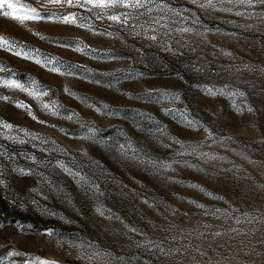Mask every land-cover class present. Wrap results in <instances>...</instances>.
<instances>
[{"label": "rangeland", "instance_id": "obj_1", "mask_svg": "<svg viewBox=\"0 0 264 264\" xmlns=\"http://www.w3.org/2000/svg\"><path fill=\"white\" fill-rule=\"evenodd\" d=\"M167 2L175 9L189 10L183 13L189 17L187 22L169 27L194 29L166 38L173 51L110 21L97 20L95 10L41 7L43 0H20L45 13L77 12L79 23L92 28L43 20L20 23L0 15V36L36 50V59L50 57L60 62L62 70L74 73H53L34 60L0 49V65L14 72L15 78L28 86L35 82L51 89L36 99L0 86V96L30 105L46 123H38L3 99L0 119L49 141L41 144L15 128H0L4 133L0 145L12 156H0L6 181L0 186V257L14 248L30 254L37 264L39 260L52 264H264V5H219L218 9L232 7L225 12L201 8L190 0ZM194 19L199 23H193ZM205 29V36L196 34ZM175 41L187 45L181 47ZM77 47L83 51L77 52ZM9 76L10 71L0 72V77ZM205 87L222 89L224 94L210 96ZM66 88L74 95L65 94ZM164 90L180 93L181 100L162 101L156 92ZM238 92L243 95H234ZM80 97L88 98L87 102ZM45 103L58 105L60 115L43 109ZM104 104L116 114L95 111ZM166 109L183 111L196 121V128L189 129L179 112L165 114ZM72 113L77 115L69 120ZM149 115L152 120L146 118ZM81 119L88 123L82 125ZM89 123L99 130L98 143L83 139ZM121 130L142 149L138 153L142 160L150 158L172 167L157 171L104 147L123 142ZM9 136L27 142L10 141ZM176 138L195 146V152L178 155L183 149L173 143ZM173 159L186 163L175 164ZM57 160L87 173L103 194L87 195L61 171ZM17 168L32 174L18 175ZM47 181L63 187L66 195L52 190ZM20 225L25 227L21 230ZM46 229H54L55 234L50 237ZM216 232L222 235H213ZM147 241L180 251L164 255L150 250ZM70 242L84 247H72ZM25 259L14 255L4 264H24Z\"/></svg>", "mask_w": 264, "mask_h": 264}, {"label": "snow or ice", "instance_id": "obj_2", "mask_svg": "<svg viewBox=\"0 0 264 264\" xmlns=\"http://www.w3.org/2000/svg\"><path fill=\"white\" fill-rule=\"evenodd\" d=\"M191 3L197 4L201 8H211L213 10H217L218 6L221 4L225 5H232L235 6V4H246L249 7H254L256 4L264 5V0H190ZM47 5H54L59 7H78L82 8L86 11L92 12L95 10L96 12V19L97 20H107L110 21L116 25H119L121 30L129 31L133 36L135 37H143L147 40L156 42L160 45V47L165 51H173L172 47L167 43L166 38L170 37L173 32H179V33H193L194 29L190 26H183L180 27H169L170 24H175L178 21H184L187 22L189 20L188 16L183 15L184 12L189 11L188 9H175L173 8L167 0H43V3L41 4V7L47 6ZM113 9H124V11L114 12ZM218 10L225 11V12H231L232 7H223L219 8ZM155 13V15H154ZM236 15H257L256 13H244V12H236ZM0 15H2L5 18H10L13 21H19L20 23H24L25 21H47V22H59L63 23L65 25H76L81 28H92V25L79 23V20L81 19L80 14L77 12H71V13H55V12H42L38 11L36 7L22 4L20 3V0H16L14 3L13 0H0ZM142 18H144L142 20ZM193 23H199L198 19H194ZM251 27V25H249ZM207 29H205L203 32L197 31L196 34L199 36H205L207 33ZM101 35H108L112 36L113 33H100ZM177 44H181L180 41H175ZM187 45V42L184 44H181V47H184ZM65 47H68V45H64ZM0 49H5L12 54L22 57L24 59L28 60H34L36 64L42 65L46 67L49 71L53 73H57L64 76H71L74 75V73L67 72L65 70H62L61 67H59V63L57 61H54L50 57L41 56L40 59H36V56L39 55V53L36 50L25 47H19L18 42L12 40L11 38L0 36ZM19 49V50H18ZM77 52L83 51L82 48L77 47L75 49ZM192 51H195V48L191 49ZM137 51H140L139 49ZM230 55V53H228ZM197 71L199 69H196ZM4 71H10L9 77H0V86L8 89H17L20 91L26 92L28 95L39 99L41 97L47 96L48 93L51 91V89L43 88L42 86L37 85L35 82H32L31 86L26 85L25 82L18 80L15 78V73L11 72V70H8L5 66L0 65V72ZM139 76H143V74H138ZM65 94L68 95H74L69 89L64 90ZM204 92L210 96H215L217 94L223 95L224 92L222 89H216L213 87H205ZM123 95H127V93H122ZM156 94L160 97L162 101H168V102H178L181 100V94L174 91H168L164 90L162 92L157 91ZM147 95L151 96L153 95V92H148ZM234 95H240L242 96V92L234 93ZM0 99H3L5 102L13 103L17 108H20L28 113V115L33 119L36 120L38 123H46V121L39 120L34 113L31 111V106L25 104L21 101L13 100V98L2 95L0 96ZM80 99L84 102H87L88 98L86 97H80ZM233 103L235 104V100H233ZM237 107H239L237 105ZM247 110L251 111L250 106H246ZM43 109L51 112L53 115H60V107L58 105H50L45 103L43 105ZM95 111L98 113H104L106 115H115L116 113L111 110V106L104 104L100 107L95 108ZM165 114H168L169 112H179V114L184 118L185 123L187 124L189 129H195L196 128V121L188 119L187 115L178 109H166L164 110ZM76 113H72L67 118L69 120L73 119L74 116H76ZM148 120H152L153 118L149 115L146 117ZM82 125L88 122H85L83 119L78 121ZM53 127H55L53 125ZM0 128H3L5 130L11 131L15 128L16 131L24 132L27 136L31 137L33 141L39 140L41 144H47L49 141L46 138L40 137L38 135L32 134L28 130L20 129L18 126H14L9 122L3 121L0 119ZM139 131H144L143 128H139ZM88 135L83 137V139L90 140L94 143H98L97 139V132L99 131L96 126L89 123V126L86 129ZM161 132H163V128H161ZM121 135L124 137L123 142H109L104 145L108 150H114L118 156L126 161L133 162V163H142L146 166H151L157 169V171L160 170H167L172 167V164L166 163V162H159V161H152L150 158L148 161H144L140 158L138 155L139 152L142 151L138 146L134 144L131 137L128 136L126 132L121 130ZM212 133H209V136H211ZM4 133L0 132V137H3ZM10 141H15L19 143H26L25 140H18L17 137L9 136L7 137ZM55 143L54 141L52 142ZM173 143L180 144L183 151L179 152L178 155H184L185 152H195V146L191 144L185 145L183 142H181L178 138L173 140ZM165 147H170V145H164ZM33 147H36L35 144H33ZM46 150V149H42ZM52 151H57L56 148H53ZM66 151V150H62ZM81 155L87 156L86 152H82ZM207 155V154H205ZM0 156H7L8 159H12V156L9 155V153L4 150L3 146L0 145ZM33 160H35V157H32ZM56 165L61 169L62 172L67 174L68 176L72 177L74 181L79 183V186L85 191V193L89 196H95L97 194L102 195L103 193L100 191V186L97 184L87 173H83L80 169L69 167L67 164H65L63 161L57 160ZM75 163V161H73ZM93 163H97L93 161ZM172 163L179 164V163H186V161H179L173 159ZM14 171L21 176L24 175H31V170H28L27 172L24 169H14ZM47 180V178H45ZM50 186L52 187V190L58 191L61 194L64 193L63 187H55L52 185L51 181H47ZM6 183L4 179V171L2 166H0V186H4ZM195 187V186H194ZM209 195H213L212 193H209ZM35 203V201H34ZM147 203V201H145ZM193 203H195L193 201ZM98 213L100 215H104V211L102 208H98ZM221 210L217 209L216 212H219ZM52 215H55V213H50ZM215 215L216 213H212ZM239 222V220H237ZM24 225H20L21 230L24 228ZM29 229L32 227L31 225H27ZM133 231H136L135 229H132ZM45 234L49 235L50 237L55 234L54 229H46L44 230ZM235 231V229H233ZM203 235V233L201 234ZM213 235L220 236L222 233L216 232ZM172 240H175L176 237H171ZM58 243H61L60 240H58ZM147 246L151 249H156L160 253L164 255H169L172 251H180L179 249H173V250H166L163 246H161L159 243H156L154 241H147ZM70 246L72 247H84V244L77 245L75 242H70ZM91 246V245H89ZM203 254V253H201ZM20 256L24 255L26 257L24 264H29L31 261L32 264H37V261L35 258L31 257L30 254L26 253H20L19 251H16L14 248L11 249L7 254L6 257H0V264H4V260L7 257L11 256ZM12 264H15V261L12 262ZM38 264H52L50 261L46 260H39Z\"/></svg>", "mask_w": 264, "mask_h": 264}]
</instances>
